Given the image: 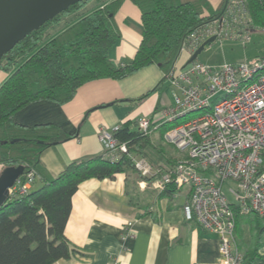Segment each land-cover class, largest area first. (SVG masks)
<instances>
[{
	"label": "trees",
	"instance_id": "16d2710c",
	"mask_svg": "<svg viewBox=\"0 0 264 264\" xmlns=\"http://www.w3.org/2000/svg\"><path fill=\"white\" fill-rule=\"evenodd\" d=\"M87 1L40 25L2 56L0 66L14 71L0 86V172L20 166L23 175L35 171L45 148L73 136L55 125L16 124L13 117L18 111L39 101L64 104L90 81L122 79L151 65L168 74L183 40L220 7L213 8L207 0H130L140 13L141 40L133 59L116 67L109 52L120 38L113 19L124 0L111 1L88 14L78 13ZM246 2L253 24L262 26V0ZM176 123L159 128L161 139ZM114 136L130 152L147 159L143 151L150 136L139 134L129 122L120 124ZM155 169L160 176L167 168ZM117 174L136 175L149 183L155 179L141 177L126 156L116 161L100 156L71 162L39 188L8 199L0 208V264H53L70 258L74 250L64 229L72 196L86 180L113 179ZM176 190L168 185L160 193L164 196Z\"/></svg>",
	"mask_w": 264,
	"mask_h": 264
},
{
	"label": "crops",
	"instance_id": "0c3cea01",
	"mask_svg": "<svg viewBox=\"0 0 264 264\" xmlns=\"http://www.w3.org/2000/svg\"><path fill=\"white\" fill-rule=\"evenodd\" d=\"M111 1L114 0H100L85 14ZM207 1L213 8L221 2ZM113 23L120 38L110 50L109 59L120 67L133 59L140 43L139 10L130 0H124ZM13 71L0 66V86ZM173 92L163 71L151 65L122 79L90 81L64 104L39 101L18 111L13 117L16 124H50L73 134L44 149L30 190L53 179L71 162L104 156L105 149L96 136L99 128L124 122L134 128L137 119L152 118L160 109L172 105ZM143 152L154 168H168L179 159L177 151L163 143L159 129L150 135ZM161 194L151 187V182L132 174L82 182L71 198L64 229L74 253L53 264H112L115 260L119 264H216L217 237L183 218L189 189ZM128 228L130 237L123 239ZM234 235L244 255L242 264H264V219L253 214L239 215ZM248 255L252 256L245 260Z\"/></svg>",
	"mask_w": 264,
	"mask_h": 264
},
{
	"label": "built area",
	"instance_id": "2783aa9c",
	"mask_svg": "<svg viewBox=\"0 0 264 264\" xmlns=\"http://www.w3.org/2000/svg\"><path fill=\"white\" fill-rule=\"evenodd\" d=\"M219 6L187 35L171 70L164 74L174 90L172 105L134 124L136 132L150 136L164 124L200 111L197 117L172 126L162 136L163 143L179 154L176 165L158 176L146 158L130 152L127 144L114 136L120 125L99 128L97 137L105 158L116 161L126 156L141 177H155L151 182L154 190L163 191L168 185L188 188L189 197L182 208L184 220L196 222L217 237L216 264H242L244 255L234 235L235 214L264 219V58L216 66L196 59L188 61L210 38L245 45L253 33H264V24H253L246 0H221ZM219 95L222 98L211 105ZM36 179L34 170L20 176L9 188L8 199L25 195ZM226 182L234 184L230 189L234 203L222 193ZM128 237L129 228L123 239ZM112 264L119 263L115 260Z\"/></svg>",
	"mask_w": 264,
	"mask_h": 264
},
{
	"label": "water",
	"instance_id": "95a60500",
	"mask_svg": "<svg viewBox=\"0 0 264 264\" xmlns=\"http://www.w3.org/2000/svg\"><path fill=\"white\" fill-rule=\"evenodd\" d=\"M81 1L84 0H0V60L26 35ZM212 42L214 38L205 41L188 63ZM23 173L21 166L5 168L0 172V208L9 198V188Z\"/></svg>",
	"mask_w": 264,
	"mask_h": 264
},
{
	"label": "rangeland",
	"instance_id": "374dc122",
	"mask_svg": "<svg viewBox=\"0 0 264 264\" xmlns=\"http://www.w3.org/2000/svg\"><path fill=\"white\" fill-rule=\"evenodd\" d=\"M99 1L100 0L87 1V4L85 3V5L79 9L78 13H87L91 10V5L94 6L97 2L99 3ZM260 58H264V33L256 32L251 35L250 41L245 45L240 41H214L204 47L196 60L207 66H216L224 63H239L244 61L251 63L255 59ZM220 98H222V95L214 98L211 101V105L216 104ZM199 114L200 111L188 114L185 118L179 119L176 124L195 118ZM233 187L234 184L232 182H226L222 186V193L229 203H234V197L230 192V189Z\"/></svg>",
	"mask_w": 264,
	"mask_h": 264
}]
</instances>
